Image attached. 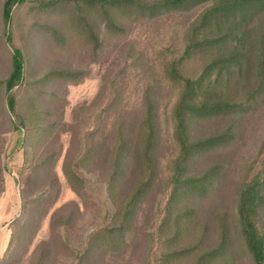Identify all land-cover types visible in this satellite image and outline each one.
<instances>
[{
	"label": "rangeland",
	"instance_id": "obj_1",
	"mask_svg": "<svg viewBox=\"0 0 264 264\" xmlns=\"http://www.w3.org/2000/svg\"><path fill=\"white\" fill-rule=\"evenodd\" d=\"M4 1L0 82L20 49L24 80L13 91L16 112L27 121L21 126L6 112L0 88V264H195L216 247L223 222L227 246L207 264H254L241 236L237 196L242 181L259 171L264 91L235 114L190 119L193 140L229 127L231 139L191 160V173L223 167L205 198L170 202L168 172L177 153L171 116L179 87L168 80L167 66L203 5L152 16L119 10L114 17L124 31L117 33L81 0H25L5 25ZM263 28L264 12L251 26L241 69L221 88L222 99L242 101L254 89ZM206 59L196 56L185 74L197 73ZM146 93L154 105V175L126 233L94 249L91 240H101L96 234L121 217L145 176ZM189 207L192 215L181 218Z\"/></svg>",
	"mask_w": 264,
	"mask_h": 264
},
{
	"label": "trees",
	"instance_id": "obj_2",
	"mask_svg": "<svg viewBox=\"0 0 264 264\" xmlns=\"http://www.w3.org/2000/svg\"><path fill=\"white\" fill-rule=\"evenodd\" d=\"M25 0H5L3 4V21L11 20V10L15 5H21ZM59 1V0H58ZM85 5L96 7L101 11L104 20L111 30L122 33L124 28L115 21V14L124 10L129 15H149L169 9H189L203 5V10L191 25L183 49L179 53L172 52L167 66V78L175 82L178 96L172 110V130L177 146V153L172 161L169 174L171 186L170 202L177 197L203 199L210 191L214 179L223 167L213 165L202 173H191L189 170L194 156L202 150L214 148L217 142L224 144L231 139L230 127L221 133L199 140H193L188 135L190 119L206 112L216 114L221 111L242 109L248 103L256 100L264 91V28L259 35V59L257 65V80L249 94L242 101H230L221 98V88L229 81L234 70H240L246 53L245 44L251 33V26L256 17L264 12V0H81ZM228 48V49H226ZM217 52H223L219 55ZM207 56L206 62L194 75H187L184 66L196 56ZM11 67L8 76L0 82V88L6 95V112L11 113L20 125L27 121L17 114L15 108L14 89L24 80V64L21 50H13ZM152 96L146 93V121L150 135L146 139L144 155L147 161L146 173L122 207L121 217L115 218L112 225L104 227L96 234L100 239L91 240L94 249L107 243L113 245L118 237L127 231L133 208L152 181L154 165L151 158L153 143L154 105ZM10 114V115H11ZM11 115V116H12ZM12 129H19L15 121L10 120ZM259 171L248 180L242 181L237 196V217L241 236L254 264H264V143L260 151ZM170 206L168 204L167 208ZM194 210L186 208L181 218L190 217ZM224 223V222H223ZM220 227L219 242L212 250L200 254L195 264H207L212 256L224 251L227 246L226 229ZM90 245V244H89ZM83 258H81L82 262Z\"/></svg>",
	"mask_w": 264,
	"mask_h": 264
}]
</instances>
